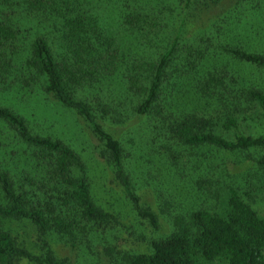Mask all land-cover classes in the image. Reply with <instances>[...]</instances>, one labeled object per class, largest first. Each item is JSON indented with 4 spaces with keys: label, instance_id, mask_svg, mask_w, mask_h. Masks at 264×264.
Masks as SVG:
<instances>
[{
    "label": "trees",
    "instance_id": "trees-1",
    "mask_svg": "<svg viewBox=\"0 0 264 264\" xmlns=\"http://www.w3.org/2000/svg\"><path fill=\"white\" fill-rule=\"evenodd\" d=\"M178 1L186 16L197 4L223 0ZM171 3L0 0V83L10 73L12 80L39 81L47 93L79 114L100 141L134 209L154 228L157 214L140 204L130 188L125 148L102 122L118 125L132 115H145L149 145L174 159L183 151L195 155L189 166L204 205L184 207V198L175 213L167 209L170 232L152 239L148 252H125L122 264H264V213L253 209L226 180L223 175L228 173L206 179L211 167L199 171L197 163L200 152L224 157L253 149L264 175V134L238 131L239 121H246L250 112L264 117V90L244 83L236 67L264 76V51L219 42L218 34L182 39V26L170 37L165 13L175 11ZM126 40L135 48L126 46ZM116 81L122 85L121 94L113 95L109 88L105 94L107 83ZM0 123L22 144L17 155L29 161L27 168L13 171L0 159V264H17L21 258L69 264L53 256L48 238L72 249L91 250L116 216L93 199L84 163L73 149L58 138L32 133L24 117L1 104ZM209 199L213 202L206 203ZM12 221L34 226L45 251L42 258L22 249L8 225Z\"/></svg>",
    "mask_w": 264,
    "mask_h": 264
},
{
    "label": "rangeland",
    "instance_id": "rangeland-1",
    "mask_svg": "<svg viewBox=\"0 0 264 264\" xmlns=\"http://www.w3.org/2000/svg\"><path fill=\"white\" fill-rule=\"evenodd\" d=\"M175 11L165 13L169 20L167 35L173 37L180 29V37L190 40L199 33L218 34L219 42L239 44L248 50L264 51V0H223L218 4L204 2L193 6L185 16L178 0H172ZM229 20V25L225 23ZM222 25L221 28L217 27ZM221 32L223 34H221ZM224 35V36H223ZM227 37V38H226ZM125 45L135 48L131 40ZM239 75L244 83L264 90V76L256 70L239 67ZM0 83V104L10 107L27 121L32 133L60 139L77 154L85 166L86 178L95 202L116 216V221L93 245L92 249H72L56 238H48L51 252L56 259H67L69 264H122L125 252L137 254L149 251L152 239L170 232V216L167 209L175 213L177 202L187 207L202 204L200 188L193 183L195 172L189 166L192 156L187 151L176 159L159 147L149 145L148 121L145 115H132L122 124L102 122V126L120 140L126 151L125 169L130 188L138 196L140 204L151 208L158 217V227L154 228L146 217L140 216L127 196L123 181L114 172L102 154L100 141L91 131L88 123L73 109L56 100L47 93L39 81L12 80ZM113 95L121 94L122 85L107 83ZM109 88V90H108ZM108 96V95H107ZM189 104V102L187 103ZM246 121H239L238 131L243 134H264V117L260 112H250ZM161 148V147H160ZM22 144L9 128L0 123V159L13 171L27 168L29 161L20 152ZM162 149V148H161ZM12 151L16 152L13 156ZM197 163L201 170L211 167L207 178L211 180L221 172L238 187L240 194L259 213H264V175L256 165L258 151L220 153L211 152L206 156L200 152ZM173 154H177L174 151ZM148 158L149 162L145 159ZM175 164H173V163ZM9 163V165H8ZM181 171V172H179ZM172 196H169V194ZM167 194V196H165ZM179 194V195H178ZM169 199L168 203L163 202ZM213 200H208L206 203ZM165 204V206H163ZM175 206V207H172ZM161 207L164 209L161 210ZM172 208V209H171ZM17 235L22 249L36 258L44 256V248L38 239L37 231L27 221L8 222ZM17 264H40L21 258Z\"/></svg>",
    "mask_w": 264,
    "mask_h": 264
}]
</instances>
